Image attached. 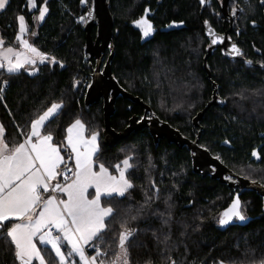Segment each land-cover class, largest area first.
I'll list each match as a JSON object with an SVG mask.
<instances>
[{
	"label": "trees",
	"instance_id": "16d2710c",
	"mask_svg": "<svg viewBox=\"0 0 264 264\" xmlns=\"http://www.w3.org/2000/svg\"><path fill=\"white\" fill-rule=\"evenodd\" d=\"M34 2L36 6L32 7L28 0H8L0 11V37L3 45L17 48L18 16L23 15L33 46L54 60L37 63L33 72L27 69L14 73L0 70L3 139L10 146L20 141L21 135L29 130L31 121L55 102L62 103V109L54 120L46 123L42 132L53 134V142L65 155V164L71 161L64 146L65 128L75 119H81L88 132L99 134L100 148L94 157L96 164L103 163L114 173L116 165L123 167L122 161L131 157L132 168L126 171V176L134 187L124 197L102 198V204L112 206L115 212L106 220L107 228L102 238L94 240L92 245L96 243L105 252L106 259L116 257L119 232L123 230L121 224L126 221L125 227L135 230L127 243L129 264H262V197L254 191L240 190L241 211L251 220L244 225L233 222L220 229L223 210L235 193L225 183L203 177L193 170L191 152L185 146L179 147L164 138L155 140L147 129L132 131L114 148L104 146L101 138L102 101L91 105L84 101V83L90 82L91 73V65L83 60L85 34L82 26L86 9L81 0ZM86 2L90 3V0ZM162 2V13L172 11L170 0ZM174 4L177 13L192 11L189 4ZM43 5L48 11L44 20L35 25L33 17ZM136 6L134 0H110V12L114 17L112 75L127 93L148 105L160 121L194 141L198 129L193 127L192 120L209 101L211 90L205 78L198 82L187 81L189 62L186 58L190 53L179 44L185 33L197 25L198 15H156L153 18L155 23L156 18H175L185 21V28L156 33L150 41L142 43L139 31L131 25L136 17ZM78 16L83 17L80 23L75 21ZM108 54L107 51L105 58ZM172 58H177L175 64L170 61ZM172 64L177 67L173 68ZM195 67L201 73L199 59ZM234 102L238 107L234 109H241L244 104L248 108L250 100L245 103L235 99ZM230 106V100H227L224 108ZM214 110L215 107H210L203 114L199 144L211 154H218L222 162L237 174L264 182V174L260 175L258 169L239 170L246 164L245 155L249 150L240 123H233L224 115L217 119ZM143 112L144 108L137 101L118 97L110 118L111 127L120 132L131 117L140 118ZM219 120L225 122L222 131L217 126ZM226 121L238 131L232 148L218 146V139H222L230 127ZM153 182L159 189V198L153 199L146 213L137 216L136 210L144 204L145 195L151 197L153 194ZM153 212L164 213L163 219H168L170 213L168 225H163L162 218ZM132 216L137 219H131ZM5 230L0 229V264H19ZM153 232L160 240L166 235L167 241L159 242ZM40 249L47 263L55 264L52 251L47 247Z\"/></svg>",
	"mask_w": 264,
	"mask_h": 264
},
{
	"label": "snow or ice",
	"instance_id": "6c2138e0",
	"mask_svg": "<svg viewBox=\"0 0 264 264\" xmlns=\"http://www.w3.org/2000/svg\"><path fill=\"white\" fill-rule=\"evenodd\" d=\"M7 2L8 0H0V10L5 8ZM200 2L203 5L205 0ZM81 3H85V0H81ZM28 4L32 7L36 6L34 0H28ZM261 4L264 5V0H261ZM47 11V7H40L39 20H44ZM147 11L146 9L145 12ZM18 21L19 33L16 40L25 52H14L12 48L0 52V56L8 61L9 73L17 72L25 64L34 65L37 59L43 63L47 58L44 53L22 38V34L27 30L25 17L18 16ZM135 23L142 29L145 37L153 30L146 18H141ZM207 24L208 22L205 21L206 26ZM209 35H212L211 29ZM2 43L3 41L0 40V44ZM211 43L216 44L217 39H212ZM232 51L236 55L241 54L240 49L235 45L232 46ZM11 55H15V62L12 61ZM3 67L4 64L0 63V68ZM61 109L62 103L53 102L38 119L31 121V130L26 134L23 142L12 148H9L4 141L5 129L0 125V228L7 229L6 236L14 245V256L19 264H33V260L38 261L39 264H47L35 240L41 245L50 246L55 264H69V257L73 254L79 257V264H105L104 260L99 259L103 254L98 247L95 249L96 255L88 256L85 246L102 238L107 228L106 220L114 215L115 209L112 206L102 205V197H112L113 194L124 197L134 187L126 176V171L132 168L131 157L122 161L123 167L116 165L119 176L112 175L103 163L96 165L94 157L98 152V134L93 132L86 138L84 124L76 119L66 129L67 146L74 155L75 170L73 171L64 164L61 149L53 142V134L51 132L42 134L41 131L46 123L55 119ZM256 155L254 151L253 156ZM62 165H64L63 172L59 171ZM96 167L98 170H95ZM69 172L71 175H68ZM58 176L63 177V184L52 183L57 181ZM90 188L95 189V194L91 198H89ZM152 188L154 189L152 196L145 195L144 204L136 210L137 216L146 213L151 208L153 199L159 198V189L154 182ZM57 192L67 198L58 199L55 195ZM42 193H48L46 199ZM165 203L167 204V201ZM153 215H159L163 225H168L171 218L170 213L168 219H163L164 213L153 212ZM137 216H132L131 219L135 220ZM10 218L19 222L12 223ZM233 219L241 222L248 219L241 211L239 198L233 200L219 222L225 225ZM6 221L11 223L10 227L4 223ZM126 223L125 221L121 224L123 230L118 236L120 251L110 264H117L121 257L122 264H129L127 243L135 230L126 228ZM53 229L59 235H53ZM152 235L161 243H165L168 239L165 235L163 240H160L156 232ZM63 242L68 246L67 253L62 250Z\"/></svg>",
	"mask_w": 264,
	"mask_h": 264
},
{
	"label": "flooded vegetation",
	"instance_id": "af4514ba",
	"mask_svg": "<svg viewBox=\"0 0 264 264\" xmlns=\"http://www.w3.org/2000/svg\"><path fill=\"white\" fill-rule=\"evenodd\" d=\"M134 1L137 4L134 12L136 17L131 21V25L139 31L142 43L150 41L156 33H170L185 28V21L175 18H159L158 20L156 18L155 23L153 18L156 15H198L197 25L185 33L179 44L180 48L190 53V57L186 58L189 62L186 72L187 81L198 82L205 78L211 92V86L215 85L217 95L224 100L223 106H212L215 107L217 119L221 118L220 115H224L233 123H240L245 144L246 141L249 142V150L246 152L247 157L244 162L246 164H243L239 170L258 169L257 172L260 175L264 174V5L261 4V0H205L203 5L200 0H170L172 11L165 13H162L160 6L163 3L162 0ZM179 2L184 5L189 4L192 11L177 13L174 3ZM141 18H146L153 28L147 37L143 36L142 29L135 23ZM205 21L208 22L207 26ZM209 29L212 32V39H217V43L212 54L207 57V73L203 69V62L210 45V39L206 34V32L209 33ZM233 45L240 49V55L232 51ZM105 59L104 55L103 61ZM197 59L200 61L201 73L195 67ZM176 60L177 58H172L170 61L175 64ZM173 64V68L177 67ZM235 99L243 100L245 103L250 100L248 108L244 104V108L234 109L238 108L234 102ZM227 100H230L231 106L224 108ZM202 119L203 117L199 120V125L195 127L198 129L196 140L199 146H201L199 137L202 131L199 127ZM226 123L230 127L222 135L223 138L218 139V146L232 148L238 131L232 123L227 121ZM217 126L222 131L225 122L219 120ZM254 151L257 153L256 156H253ZM213 156L227 167L218 154ZM227 168L236 176L243 177L234 169ZM230 178L236 185L238 184L234 176ZM251 181L259 182L264 186V182ZM240 190V188L232 189L234 193Z\"/></svg>",
	"mask_w": 264,
	"mask_h": 264
},
{
	"label": "water",
	"instance_id": "95a60500",
	"mask_svg": "<svg viewBox=\"0 0 264 264\" xmlns=\"http://www.w3.org/2000/svg\"><path fill=\"white\" fill-rule=\"evenodd\" d=\"M84 7V23L82 30L85 34L83 45V60L91 65L90 82L84 93L86 105L102 101L103 130L101 133L102 144L108 148L117 146L120 140L126 138L132 131L147 129L150 136L155 140L164 138L170 143L179 147L185 146L191 152L192 167L203 177L209 176L211 179L225 183L229 188H240L241 190H253L263 199L264 210V186L259 182L251 181L240 176H236L226 166H224L216 157H214L206 148L198 145V141H191L189 138L181 135L179 131L171 127L168 123L160 121L150 110V107L138 98L127 93L116 81L112 75L111 60L113 58V26L114 17L110 12L109 0H91L89 4L81 3ZM91 13V15H89ZM210 39V45L204 56L203 69L208 73L207 57L212 54L215 44H212V36L206 32ZM109 52L106 59L104 55ZM93 61V64H92ZM212 92L209 101L197 112L193 118V126L199 125V120L203 114L212 106H223L224 100L217 93L215 85L211 86ZM118 97L129 98L137 101L143 108V115L138 118L133 116L128 120L127 126L120 132L115 131L110 124V118L115 110V102ZM152 114V116H148ZM224 144H226L224 142ZM234 176L237 185L230 177ZM240 192H235L230 203L223 210V213L230 207L233 200L239 198ZM240 201V199H239ZM222 213V214H223ZM245 221L232 220L220 229L236 222L240 225L248 223L251 218L247 217Z\"/></svg>",
	"mask_w": 264,
	"mask_h": 264
},
{
	"label": "crops",
	"instance_id": "0c3cea01",
	"mask_svg": "<svg viewBox=\"0 0 264 264\" xmlns=\"http://www.w3.org/2000/svg\"><path fill=\"white\" fill-rule=\"evenodd\" d=\"M1 11V10H0ZM31 36L27 33V32H25V35H23L22 36V38L23 39H26L27 41H28V43L29 44H31L32 46H33V44L31 43V38H30ZM0 40H2L1 39V37H0ZM3 41V40H2ZM18 42V47L17 48H14V47H11V46H5V45H3V43L2 44H0V52H4L7 48H12L13 50H14V52H20V53H24L25 52V49L20 45V43H19V41H17ZM4 58L2 57V56H0V63H3L4 64V67L3 68H0V70H2V71H4V72H6V73H9L8 71H7V67H8V61L6 60V59H4ZM11 59H12V61L13 62H15V55H11ZM37 61H38V59H37ZM38 62H36V64H37ZM36 64H25L23 67H21L19 70H21V69H35V66H36ZM18 70V71H19ZM17 71V72H18ZM51 106V105H50ZM49 106V107H50ZM47 110V108L44 110V111H46ZM43 111V112H44ZM43 112L40 114V115H42L43 114ZM40 115H38L35 119H38V117L40 116ZM34 120V119H33ZM76 120V119H75ZM75 120H73L70 124H68L67 126H66V128H65V136H64V146L67 148V150H68V152H69V156H71V161H70V163L67 165V164H65V155L61 152V155L64 157V164L65 165H67L69 168H71L73 171L75 170V161H74V155H72L71 154V149H70V147H68L67 146V141H66V135H67V132H66V129L72 124V123H74V121ZM79 120H81V119H79ZM81 122L83 123V121L81 120ZM84 124V123H83ZM1 125V124H0ZM84 126H85V124H84ZM30 130H31V123H30V126H29V130L27 131V133L28 132H30ZM42 131V130H41ZM26 133V134H27ZM93 132H88L87 131V128H86V126H85V132H84V135H85V137L87 138V137H89L91 134H92ZM95 133H97L98 134V132H95ZM26 134L25 135H21V140L20 141H18L17 143H15L14 145H12V146H10V145H8L9 146V148H12V147H14L16 144H18V143H21V142H23V140L25 139V136H26ZM42 134H44L43 132H42ZM57 145V144H56ZM58 146V145H57ZM59 147V146H58ZM60 148V147H59ZM99 148H100V137H99V134H98V150H99ZM61 149V148H60ZM96 165H98V164H96ZM63 169H64V165H62L61 166V168L59 169V171H61V172H63ZM95 170H98V167H96L95 168ZM116 171L113 173V172H111V171H109L112 175H115V176H119V172L117 171V169H115ZM59 178H60V176H58L57 177V181H53L52 183H56V182H58V180H59ZM89 193H90V196H89V198H91V196L92 195H94L95 194V189L94 188H90L89 189ZM42 195L44 196V198L46 199L47 198V196H48V193H42ZM57 198L58 199H66L67 197L64 195V194H62V193H59V192H57ZM112 197H120V196H117V195H115V194H113V196ZM102 198H108V197H102ZM102 203V202H101ZM103 205V204H102ZM103 206H105V205H103ZM11 219V221H12V223H16V222H19V221H17V220H15L14 218H10ZM4 223H9V222H4ZM9 227L11 226V223H9V225H8ZM1 229V228H0ZM6 231H7V229L5 230V235H6ZM52 234L53 235H59V233H57L56 232V230L55 229H53V232H52ZM9 240H10V238H9ZM34 242H36L37 243V247L38 248H40V247H47V248H49L50 249V246H48V245H41V244H39V241L38 240H35ZM92 244H93V241L92 242H90V244L89 245H86L85 246V250H86V255H88L87 254V251L90 249V247L92 246ZM14 246V245H13ZM94 246H97L98 248H99V246L95 243V245ZM51 250V249H50ZM63 251H65V253H67L68 252V246H67V244H66V242H63V249H62ZM99 250H100V252L102 253L103 251L99 248ZM94 255H96V251H94L93 253H91L90 255H88V256H94ZM99 259H102V260H104L105 261V259H104V257L101 255L100 257H99ZM116 259V257L113 259V260H115ZM113 260H111V261H113ZM110 261V262H111ZM34 262H36L37 264H39V262L38 261H36V260H33V263ZM110 262H106L105 261V264H110ZM19 263V262H18ZM48 264V263H47ZM69 264H79V257L78 256H76L75 254H73L71 257H69Z\"/></svg>",
	"mask_w": 264,
	"mask_h": 264
},
{
	"label": "rangeland",
	"instance_id": "374dc122",
	"mask_svg": "<svg viewBox=\"0 0 264 264\" xmlns=\"http://www.w3.org/2000/svg\"><path fill=\"white\" fill-rule=\"evenodd\" d=\"M43 7H45L44 5H43ZM33 20L35 21V25L36 24H38V23H40L41 22V20H39V12L37 13V15H35L34 17H33ZM18 33H19V21H18ZM17 33V34H18ZM23 35H25V33L24 34H22V36ZM47 58L44 60V61H49V62H53V59L51 58V57H49V56H47V55H45ZM4 60V59H3ZM38 63H40V60L38 59V61H37ZM90 69H91V67H90ZM29 72H33V71H35L36 70V68L35 69H27ZM148 116H152V114H150V115H148ZM66 160V159H65ZM120 251V249L118 250V252ZM104 257V259H105V261L106 262H110L111 260H113L114 258H112V259H110V260H108V259H106V255L105 256H103ZM122 257H121V259L119 260V261H117V264H122ZM218 264H230V263H224V262H220V263H218Z\"/></svg>",
	"mask_w": 264,
	"mask_h": 264
},
{
	"label": "built area",
	"instance_id": "2783aa9c",
	"mask_svg": "<svg viewBox=\"0 0 264 264\" xmlns=\"http://www.w3.org/2000/svg\"><path fill=\"white\" fill-rule=\"evenodd\" d=\"M75 21H76L77 23H80V22H81V18H80V16L75 17ZM88 84H89L88 82H85V83H84V86L87 88ZM68 175H71V172H69ZM58 182L61 183V184L64 183V181H63V177H62V176H60ZM55 195H57V193H55ZM52 232H53V230H52ZM96 247H97V246L92 245V246L90 247V249L87 251V254L90 255L91 253H93V252L95 251ZM102 254H103L102 256H104V255H105V252H102Z\"/></svg>",
	"mask_w": 264,
	"mask_h": 264
}]
</instances>
